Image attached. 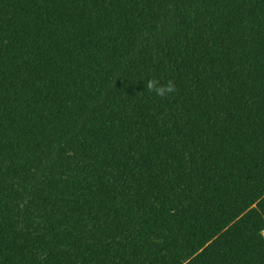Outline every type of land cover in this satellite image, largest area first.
<instances>
[{
    "label": "trees",
    "instance_id": "1",
    "mask_svg": "<svg viewBox=\"0 0 264 264\" xmlns=\"http://www.w3.org/2000/svg\"><path fill=\"white\" fill-rule=\"evenodd\" d=\"M0 264H264V0H0Z\"/></svg>",
    "mask_w": 264,
    "mask_h": 264
},
{
    "label": "clouds",
    "instance_id": "2",
    "mask_svg": "<svg viewBox=\"0 0 264 264\" xmlns=\"http://www.w3.org/2000/svg\"><path fill=\"white\" fill-rule=\"evenodd\" d=\"M146 89L150 93H155L157 96L165 98L170 93L175 92L176 86L170 80L166 84H161L158 79H150L146 84Z\"/></svg>",
    "mask_w": 264,
    "mask_h": 264
}]
</instances>
